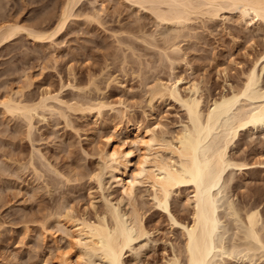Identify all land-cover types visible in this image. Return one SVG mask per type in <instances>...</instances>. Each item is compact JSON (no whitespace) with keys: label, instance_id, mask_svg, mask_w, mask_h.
Segmentation results:
<instances>
[{"label":"rangeland","instance_id":"rangeland-1","mask_svg":"<svg viewBox=\"0 0 264 264\" xmlns=\"http://www.w3.org/2000/svg\"><path fill=\"white\" fill-rule=\"evenodd\" d=\"M63 1L0 0V25L18 21L28 28L52 29ZM224 13L216 18L193 15L183 28H165L151 12L127 0H84L55 39L36 40L20 31L15 39L0 43V264H58L55 253L69 244L58 228L59 214L71 210L76 217L96 219L107 200L125 214L136 205L151 231L126 249L125 264H174L172 257L180 252L174 250L183 240L179 228L157 207L148 184L136 183L131 199L116 186V172L106 166L107 153L124 142L137 156L136 125L140 130L156 127L157 135L170 139L185 122L178 102L166 93L151 94L158 80L183 78V90L198 81L204 108L215 96L229 92L231 85L242 84L264 45V22L247 25L236 12ZM171 32L180 36L175 38H179L177 52L164 50L169 44L165 36H176ZM162 49L178 62L169 61ZM57 92L73 105L67 108L50 99L57 112L40 109L46 116L33 118L30 137L22 115L2 110L1 102L9 94L36 102ZM98 100L104 104L101 110L93 107ZM236 141L230 155L248 162L250 168L237 170L236 187L223 194L245 206L253 194L264 192V130H242ZM134 164L126 171L134 170ZM190 190L178 188L170 197L172 210L185 220L192 216V204L186 199ZM260 208L264 214V198ZM259 256L256 264H264ZM180 258L184 259L182 254ZM92 260L98 263L99 258ZM245 260L237 262L250 264ZM235 261L229 256L226 262Z\"/></svg>","mask_w":264,"mask_h":264},{"label":"bare ground","instance_id":"bare-ground-1","mask_svg":"<svg viewBox=\"0 0 264 264\" xmlns=\"http://www.w3.org/2000/svg\"><path fill=\"white\" fill-rule=\"evenodd\" d=\"M83 1L64 0L58 21L49 30L28 28L18 21L1 24L0 43L15 39L20 31H26L28 36L36 40L55 39L66 28L69 19L73 17L75 7ZM127 1L140 9L151 12L162 27L177 25L183 28L194 18L193 15L216 18L221 15V12L225 14L224 12L227 11L236 12V15L247 25L264 22V0ZM172 32L171 34H176V36L172 35L168 38L165 36L167 43L163 39L165 44L169 43L164 46V50L170 49L172 52H177L176 50H180V45L179 38L176 39L177 41L175 38L179 36V30H177L178 33ZM183 36L187 37L186 34ZM148 38L145 37V40ZM166 53L167 59H171V62L175 64L177 61L175 56ZM263 78L264 45L259 59L246 72L242 84L237 85L238 87L231 85L229 92L215 96L207 108H204L205 96L198 81L191 82L183 90L180 85L183 78L160 79L153 85L150 90L151 94L164 95L166 93L178 102L184 110L185 122L175 134H172L170 139L157 135L156 127L140 130V125H136L133 128L136 132L134 143H138L140 150L137 156H134L133 148L124 146V142L115 145L112 151L107 153L106 166L116 172L114 173L116 186L120 187L131 199L133 195L135 196L136 183L148 184L152 189V199L157 207L167 213L173 226L179 228L183 240L180 245L178 244L179 247L175 246L177 250L174 252H180L174 253L172 257L174 264L175 262H178L177 264H228L226 261L229 256L236 260V264L240 258L246 259L250 264L258 263L257 255L264 259V214L260 208L264 192L258 191L253 194L251 201L245 206L238 205V202L236 203L229 195L223 194L228 188L235 186L233 175L237 170L243 171L250 168L248 162H243L230 155L231 145L241 137L242 130L254 131L259 128L264 130ZM68 85L74 86L72 83ZM14 94H9L3 101L1 100L2 110L11 115H22L25 122L27 121L26 124L28 123L27 134L33 129L32 122L36 115L45 118L46 115L43 112L48 110L57 112L58 108L55 109V105L49 103L50 99L62 105L67 104V108L73 105L60 98L58 92L56 94L46 93L36 102L23 101L22 98L14 97ZM103 106L104 104L98 100L93 107L101 110ZM40 109L43 112L40 113ZM156 124L161 125L160 122ZM28 135L31 136L30 133ZM134 157H136L135 164ZM130 164L136 165V168L127 172L126 167ZM96 177L101 184L100 174H96ZM182 187L192 188L191 196H186L192 204L190 220L178 217L171 207L170 197L173 191L178 188L181 190ZM109 201L107 200L105 211L96 215V219H88L84 215L76 217L71 210L65 215L59 214L57 225L59 230L68 237L69 244L55 253L58 264H125L124 255L128 252L126 249L131 247L134 240L150 235L151 231L147 229L143 219L144 214L137 209L136 205L130 214L129 212L125 214ZM222 207L225 212L221 211ZM224 215L226 216L224 218L228 220L227 223H224ZM45 229L49 231V228L44 227ZM181 254L184 262L180 261ZM92 257L99 258L98 263H94ZM172 262L170 260V263Z\"/></svg>","mask_w":264,"mask_h":264}]
</instances>
